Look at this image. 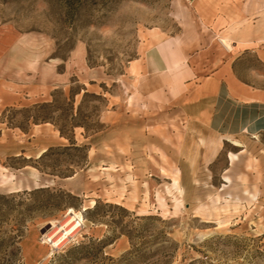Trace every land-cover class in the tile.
I'll return each mask as SVG.
<instances>
[{
  "label": "rangeland",
  "instance_id": "374dc122",
  "mask_svg": "<svg viewBox=\"0 0 264 264\" xmlns=\"http://www.w3.org/2000/svg\"><path fill=\"white\" fill-rule=\"evenodd\" d=\"M194 22L185 0H0V264H264V132L213 159L129 69Z\"/></svg>",
  "mask_w": 264,
  "mask_h": 264
},
{
  "label": "crops",
  "instance_id": "0c3cea01",
  "mask_svg": "<svg viewBox=\"0 0 264 264\" xmlns=\"http://www.w3.org/2000/svg\"><path fill=\"white\" fill-rule=\"evenodd\" d=\"M185 1L194 24L154 30L129 69L144 98L181 106L214 159L227 137L264 132V71L248 59L264 67V14L259 0Z\"/></svg>",
  "mask_w": 264,
  "mask_h": 264
},
{
  "label": "trees",
  "instance_id": "16d2710c",
  "mask_svg": "<svg viewBox=\"0 0 264 264\" xmlns=\"http://www.w3.org/2000/svg\"><path fill=\"white\" fill-rule=\"evenodd\" d=\"M61 134H62L63 136H66V134H65L64 131H62V130H61ZM67 138L70 139V140H72L71 136H67ZM72 143H74V142H72ZM97 206H98V202L95 204V208H96ZM74 248H75V249H76V248H77V249H80V248H83V245L78 244V245H76Z\"/></svg>",
  "mask_w": 264,
  "mask_h": 264
},
{
  "label": "bare ground",
  "instance_id": "6f19581e",
  "mask_svg": "<svg viewBox=\"0 0 264 264\" xmlns=\"http://www.w3.org/2000/svg\"><path fill=\"white\" fill-rule=\"evenodd\" d=\"M223 41V40H222ZM225 43V42H224ZM229 44V43H228ZM226 45V44H225ZM227 48H228V46H227ZM234 144H236V145H240L241 146V143L239 142V141H235V142H233Z\"/></svg>",
  "mask_w": 264,
  "mask_h": 264
}]
</instances>
